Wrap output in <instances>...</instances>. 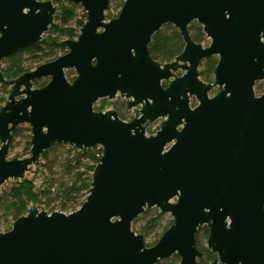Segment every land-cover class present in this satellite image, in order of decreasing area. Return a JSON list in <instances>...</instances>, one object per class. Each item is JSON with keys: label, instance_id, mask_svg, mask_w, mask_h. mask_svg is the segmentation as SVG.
Listing matches in <instances>:
<instances>
[{"label": "water", "instance_id": "1", "mask_svg": "<svg viewBox=\"0 0 264 264\" xmlns=\"http://www.w3.org/2000/svg\"><path fill=\"white\" fill-rule=\"evenodd\" d=\"M60 1L86 14L78 39L61 43L65 55L7 82L3 60L40 43L56 7L0 0V84L11 87L0 110V192L25 179L54 145L99 148L102 157L76 212L32 206L0 234V264H157L173 256L200 264L203 228L214 256L207 264H264V92L255 93L264 82V0H125L111 21L109 0ZM193 23L207 47L192 41ZM166 25L178 30L184 49L160 64L149 45ZM213 57V83H204L200 66ZM40 79L49 83L35 89ZM118 97L137 109L132 121L94 110L99 101L112 109ZM159 120L148 137L147 125ZM20 126L31 130L30 156L10 160ZM152 209L173 224L148 248L132 225Z\"/></svg>", "mask_w": 264, "mask_h": 264}, {"label": "trees", "instance_id": "2", "mask_svg": "<svg viewBox=\"0 0 264 264\" xmlns=\"http://www.w3.org/2000/svg\"><path fill=\"white\" fill-rule=\"evenodd\" d=\"M39 1H51L54 4L56 7L55 23L44 35L40 43L29 49L18 51L3 60L1 71L7 82L31 72L32 66H27V63H49L63 56L66 53V49L61 46V43L65 40L78 39L80 29L86 21L85 13L79 15V11L82 9L80 6L60 0ZM124 2L125 0H109V7L106 11V19L108 21L118 17L120 12L117 15H112V12L113 10L121 11ZM189 33L194 43L208 44L203 28L197 23L190 25ZM183 49L184 42L182 37L178 30L170 25L164 26L157 32L149 45L150 56L160 64L172 63L183 52ZM217 64L218 58L216 57L205 60L201 64L199 73L200 79L204 83H213L214 70ZM72 74V72L66 73V78L70 83L75 80ZM48 83V79L37 80L34 82V88L41 89ZM8 88L7 84H0V110L11 93V89L7 90ZM104 103L106 101H102V104ZM123 107L124 104H120V108H117V114L125 122L129 112L124 110ZM96 111L99 110L96 108ZM18 139L24 141V151L29 154L31 149V130L28 126H20L13 132L9 152L13 150L14 144ZM101 155L102 151L100 149L77 151L68 146L54 145L41 157L32 179L25 177L21 181L11 182L2 187L0 192V222L9 223L11 221L14 223L18 218L26 215L28 209L32 206L42 210H52L58 207L61 212H76L87 198L92 182V173L99 163ZM39 175L41 184L37 186L35 180ZM149 215L148 211H146L145 217H149V219L146 228L142 231L143 234L153 232L159 227L162 220L160 213L155 216ZM171 226L172 223L169 227ZM10 228L11 225L5 230L8 231ZM203 238L208 239V230L206 228L198 232L196 241L198 249L203 254L199 263L207 264L213 261L214 256L207 248L202 246L201 239ZM157 264H180V259L177 256H173Z\"/></svg>", "mask_w": 264, "mask_h": 264}, {"label": "rangeland", "instance_id": "3", "mask_svg": "<svg viewBox=\"0 0 264 264\" xmlns=\"http://www.w3.org/2000/svg\"><path fill=\"white\" fill-rule=\"evenodd\" d=\"M119 12L120 11L117 12V11L113 10L112 15H117ZM83 13H85V12H84L83 9H81L79 11V15H82ZM209 44L210 43L208 41V44L207 45H204V47H207ZM66 53H67V51H66ZM43 64H45V63L38 64V63H31L30 62V63H27V66H32V71H33V70H35L36 68H38L39 66H41ZM69 72H72L73 73L72 74V77L73 78H76V74H75L74 71H69ZM182 74L183 73L180 72L178 74V76H181ZM48 82H49V80H48ZM208 84H212V83H208ZM9 89L10 88H8L7 90H9ZM263 92H264V82L257 84V86L255 87L256 96H261ZM218 93H219V88L216 87V88L213 89V91L211 92L210 96L213 97V96H215ZM191 106H192V108H194L195 106H197V102L195 101V99H192L191 100ZM96 108L99 111H96ZM110 110H113L115 112H118L117 111V108H115V109L112 108ZM136 110L137 109H134L132 111H129V113L127 114L128 116H127L126 121H130V119H133L132 117L135 116ZM95 111L96 112H100L101 111V113H106V111L108 112V103H107V101L104 104H102V101H99L95 105ZM161 123H162V121L159 120V121H157L156 123H154L152 125H147L146 135L148 137L149 136H154L156 134V132L159 130V128L161 126ZM149 126H150V128H149ZM23 127H26V126H23ZM148 129H150V130H148ZM14 145L15 146H14L13 150H11L8 153V159H10V160L11 159H16V158L17 159H25V158H28L30 156V154H27L24 151V141L23 140L18 139L15 142ZM35 170H36V166H33L31 168L30 172L26 175V177L32 179L34 177V175H35L34 174ZM35 182H36V185L37 186H40V184H41L40 175L36 178ZM10 183H11V181L7 182L6 184H10ZM173 202H175V201H173ZM39 210L41 212H46L47 214H52V213H55V212H61L60 211V208H58V207H55L52 210H46V209H43V210L42 209H39ZM62 213L66 214V215L71 214V213H66V212H62ZM148 213L150 215L155 216V215L159 214L160 212L157 209H152V210L148 211ZM148 219H149V217H145V213H143L138 218V220L133 223L132 230L135 232L136 235H141L142 237H144V241H145L146 247L151 248V247L155 246V244L160 240V238L165 233V230H167L168 228H170L169 225L171 223L173 224V220H172V217L169 214L162 215V220L160 222L159 227L157 229H155L153 232H151L150 234H143L142 231H143L144 228H146V224H147ZM10 225L11 226L13 225V223L11 221L9 223L3 222V221L0 222V228H2V229H6ZM201 243H202V246L204 248L207 247V240L205 238L201 239Z\"/></svg>", "mask_w": 264, "mask_h": 264}, {"label": "flooded vegetation", "instance_id": "4", "mask_svg": "<svg viewBox=\"0 0 264 264\" xmlns=\"http://www.w3.org/2000/svg\"><path fill=\"white\" fill-rule=\"evenodd\" d=\"M10 89H11V87L10 86H8ZM120 104H124V107H123V109L124 110H126V111H132V110H134V109H132V110H128V108H127V101L126 100H124V99H122V98H120V97H118L116 100H115V102H114V105L112 106V108L113 109H115V108H120ZM94 110H95V107H94ZM137 111V110H136ZM117 113V112H116ZM135 115H136V113H135ZM150 125V124H149ZM152 125V124H151Z\"/></svg>", "mask_w": 264, "mask_h": 264}, {"label": "built area", "instance_id": "5", "mask_svg": "<svg viewBox=\"0 0 264 264\" xmlns=\"http://www.w3.org/2000/svg\"><path fill=\"white\" fill-rule=\"evenodd\" d=\"M108 111H110L109 107H108ZM106 112H107V111H106ZM134 117H135V116H133L132 118L134 119ZM133 119H130V121H132ZM130 121H125V122H130ZM97 149H99V148H97ZM100 150H101V149H100ZM101 157H102V155H101ZM101 157H100V159H101ZM68 215H69V214H68ZM11 228H12V226H11ZM11 228H10L8 231H10ZM8 231H6L5 229L0 228V234H2V233H6V232H8Z\"/></svg>", "mask_w": 264, "mask_h": 264}]
</instances>
